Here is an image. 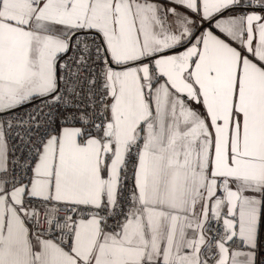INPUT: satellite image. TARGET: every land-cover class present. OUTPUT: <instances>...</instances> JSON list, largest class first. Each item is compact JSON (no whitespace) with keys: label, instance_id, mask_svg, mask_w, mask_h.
Here are the masks:
<instances>
[{"label":"snow or ice","instance_id":"obj_1","mask_svg":"<svg viewBox=\"0 0 264 264\" xmlns=\"http://www.w3.org/2000/svg\"><path fill=\"white\" fill-rule=\"evenodd\" d=\"M0 264H264V0H0Z\"/></svg>","mask_w":264,"mask_h":264}]
</instances>
